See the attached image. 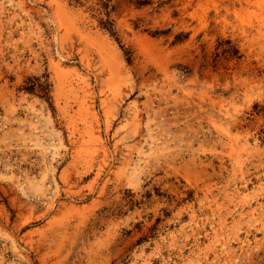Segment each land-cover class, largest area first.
<instances>
[{
	"label": "rangeland",
	"instance_id": "374dc122",
	"mask_svg": "<svg viewBox=\"0 0 264 264\" xmlns=\"http://www.w3.org/2000/svg\"><path fill=\"white\" fill-rule=\"evenodd\" d=\"M0 264H264V0H0Z\"/></svg>",
	"mask_w": 264,
	"mask_h": 264
},
{
	"label": "trees",
	"instance_id": "16d2710c",
	"mask_svg": "<svg viewBox=\"0 0 264 264\" xmlns=\"http://www.w3.org/2000/svg\"><path fill=\"white\" fill-rule=\"evenodd\" d=\"M100 1H102V0H100ZM102 6H107V3L102 4ZM100 25H101V26H107V25H109V23H107V21H104V22L101 21V22H100Z\"/></svg>",
	"mask_w": 264,
	"mask_h": 264
}]
</instances>
